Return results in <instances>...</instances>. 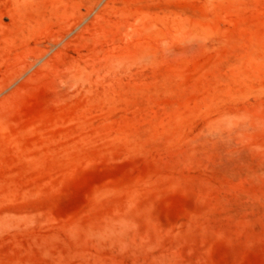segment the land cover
Returning <instances> with one entry per match:
<instances>
[{
	"label": "rangeland",
	"instance_id": "rangeland-1",
	"mask_svg": "<svg viewBox=\"0 0 264 264\" xmlns=\"http://www.w3.org/2000/svg\"><path fill=\"white\" fill-rule=\"evenodd\" d=\"M0 264H264V0H0Z\"/></svg>",
	"mask_w": 264,
	"mask_h": 264
}]
</instances>
